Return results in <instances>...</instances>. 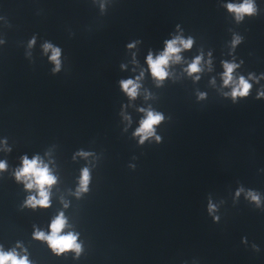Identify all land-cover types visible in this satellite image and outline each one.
Wrapping results in <instances>:
<instances>
[{"label":"water","instance_id":"1","mask_svg":"<svg viewBox=\"0 0 264 264\" xmlns=\"http://www.w3.org/2000/svg\"><path fill=\"white\" fill-rule=\"evenodd\" d=\"M223 4L0 0V139L10 149L0 146L8 165L0 171L5 249L22 242L33 264H264V97H257L264 79L234 102L219 75L221 61L233 57L243 60L238 73L264 72V0L239 23ZM177 24L195 41L181 55L190 60L203 51L207 58L211 50L212 70L194 81L175 64L159 87L145 71L129 100L119 81L147 69L148 51L161 50ZM234 33L243 40L232 49ZM132 41L139 43L129 49ZM45 42L61 49L58 71ZM199 92L207 95L198 99ZM149 106L165 116L156 126L161 139L139 143L138 108ZM80 150L91 155L74 158ZM24 154L52 161L58 180L47 208L22 207L28 192L12 173ZM85 166L88 191L77 197ZM61 209L71 226L65 231L79 233V256L55 255L32 237L33 225L47 230Z\"/></svg>","mask_w":264,"mask_h":264},{"label":"clouds","instance_id":"2","mask_svg":"<svg viewBox=\"0 0 264 264\" xmlns=\"http://www.w3.org/2000/svg\"><path fill=\"white\" fill-rule=\"evenodd\" d=\"M101 8L104 7L101 2ZM223 7L228 12L232 13L237 23L242 21L244 17L253 16L258 13V7L256 0H224ZM177 31L171 35V38L165 39L163 48L155 54L149 50L145 56V63L147 69L143 66L139 69V74L131 76L119 81L121 90L128 96L129 100L135 99L141 90V81L147 71L156 85L159 87L163 84L166 78L173 75L170 71L172 65L182 64L183 72L188 76H191L194 81L200 79V73L207 68L208 71L212 70V53L211 50L207 53L200 51L197 55L193 56L190 60L183 57L181 53L185 50H190L194 44V37L191 35L185 37L182 33L183 30L180 25H176ZM243 37L234 33L231 40L232 49L236 47ZM2 42V41H0ZM35 43V37L29 40V47ZM139 41H132L127 44L129 49L135 48ZM46 53L50 52L49 60L54 64L53 72L58 71L61 67V49L54 46L50 42H45L42 45ZM231 54V50H230ZM132 64L137 65L139 62L136 60V53H132ZM243 64V60L237 61L235 57L230 60H222L221 65L223 71L219 74L221 77V87H227L229 91L224 92L225 96H230L235 102L237 98L246 97L249 95L250 89L253 86L252 82H259L264 79V72L256 74L248 72L247 76L238 73L236 70ZM126 65L121 64V68H125ZM132 72H136V68L131 69ZM195 74V75H193ZM215 82V78L212 79ZM145 99L150 96V93L144 91ZM207 94L205 92L198 93V99H202ZM257 97H264V89H258ZM138 111L144 113L143 117L139 120L138 126L133 131V136L138 137V142L143 143L146 139L155 138L159 141L161 137L156 133V126L159 125L165 116L162 112L156 111L151 106L144 108H138ZM124 119L131 123V117L127 113H122ZM6 138L0 139V146H5V150H10L6 147ZM47 155V154H46ZM75 155L87 157L91 155L90 152L83 150L78 151ZM51 160L45 161L39 154H34L31 158L27 154L20 157V164L17 166L12 175L17 182L23 183L24 189L28 192L25 197L22 207H29L32 209L47 208L51 204L50 196L51 189L54 184L57 183L58 177L54 174L53 168L50 167ZM8 167L6 160H0V171L6 170ZM90 182V170L87 166L83 167L78 178V185L74 195L79 197L82 193L88 191ZM243 191V189H237L236 195ZM246 196L251 200L260 204V196L257 192L249 190L246 192ZM63 208L68 207V202L62 199ZM209 211L212 212L215 208L211 202L209 203ZM71 226L68 222V218L65 215L63 209L58 210L56 215L51 218L48 224V229H42L33 225L32 237L34 239L45 242L50 250L55 255H61L69 250L79 256L82 251V244L78 241L79 233L70 229ZM0 264H33L29 259V253L27 248L22 242L17 241L13 247L5 249L0 244Z\"/></svg>","mask_w":264,"mask_h":264}]
</instances>
